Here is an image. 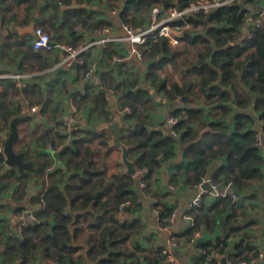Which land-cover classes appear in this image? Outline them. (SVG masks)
<instances>
[{"label": "trees", "instance_id": "1", "mask_svg": "<svg viewBox=\"0 0 264 264\" xmlns=\"http://www.w3.org/2000/svg\"><path fill=\"white\" fill-rule=\"evenodd\" d=\"M70 1L68 0L67 6H71ZM196 1L198 0H124L122 11L111 17L119 24L133 25L141 19V13L149 11L153 5L159 4L166 9H184L189 3ZM79 2L83 3V0ZM246 4H252V0L223 5L206 16H187L191 30L186 31L183 36L193 47L196 59L187 61V71L184 74H190L194 80H198L200 93L205 98L214 95L213 84L216 81H220L224 89H229L240 110L234 116L233 126L227 122L204 120L203 111L185 108L171 114L178 119L177 124L171 127L178 134L177 138L160 131L147 133L144 123L137 126V134L146 139L147 147L134 161V168L136 171L147 170L140 176V182L145 183L142 190L152 199L150 205L159 212V222L162 226H165L166 219L171 216L173 209L151 193L149 187L154 181L156 170L174 161L176 150L182 154L186 163L178 166L170 175L169 183L173 187L183 183L193 188L201 180L210 179L218 188L230 183L235 190L230 195L236 197L237 191L263 180L261 167L264 165V157L262 149L255 144L258 131L249 128L253 120L245 110L252 106L253 111L259 114L260 133L264 132V19L259 26H249V40L243 36L237 41L240 28L246 23ZM67 13H76L75 15L79 16L68 27L71 36L76 40L80 39L74 31L77 24L94 30L110 27L108 21L92 22L90 14L82 8ZM143 21L137 26L142 25ZM198 26L202 28L199 33L195 31ZM140 50L149 61L145 77L147 88L138 89L136 81L130 79L118 83L115 79L116 71L110 65L113 64L110 62L113 53L109 52L107 69L101 73L95 95L91 94L89 85L84 88L83 94H72L76 109L88 111V121L91 118L107 122L112 120V112L107 109L108 96L114 92H118L120 109L128 108L134 112L135 105H143L149 101L150 89L162 91L167 98L173 100L176 97H184L194 86L193 81H187L183 85H169V78L159 75L163 67L174 64L178 54L176 50L169 48L167 39L159 38L151 47L141 46ZM78 58L83 59V63L76 66L82 71L84 78L88 67L83 53ZM234 82L236 87L241 84L244 89L238 93ZM33 87L35 86H24L22 91ZM245 88L249 92H246ZM207 91L210 94H207ZM250 94L255 95L254 99ZM225 100L227 96L223 95L222 101ZM21 106L20 104L18 108L13 109L11 102L6 98L0 100V134L8 135L9 125L17 116L22 117V120H30L21 114ZM44 107H41L42 111ZM220 109L225 111L223 107ZM123 117L129 118L131 115ZM55 138L57 140L45 137L42 148L46 149L47 144L55 150L60 147L56 159L46 151L45 155L36 156L33 160L28 159L25 154V161L39 162L22 174H15L16 182L28 180L30 174L33 178L45 174V178L49 177V180L46 184L42 183L45 193L35 202L37 222L21 229L18 236L8 237L5 242L0 240L1 264H37L38 257L42 258L40 264H120L129 256L124 246L132 233L129 231L131 224L120 223L116 215L119 205L130 202L131 205L127 207L130 210L140 196L131 190L133 178L126 174L113 173L109 181L105 180L106 173L102 166L107 161L101 159V151L104 148L106 151L114 148L103 135L77 127L66 134L56 133ZM4 142L0 139V147L3 148ZM218 160H223L224 165L209 173L210 164ZM112 162L113 167L120 166L116 161ZM55 163L58 167L56 172L51 169ZM3 166L4 155L0 152V173ZM48 170H51V173L47 172ZM6 187L7 184L4 185V188ZM20 193L24 195L23 187ZM230 195L218 198L208 206L206 212H202L200 204L199 207L189 209L187 213L193 221L185 236L191 240L200 228L211 231L212 225L216 226L215 218L219 214L224 211L232 212L224 222L218 238L198 244L203 255L196 264H217L218 260H208L213 253L219 256L227 253L230 264L250 262L256 257L254 254L251 257L243 255L252 250L248 243L243 245L241 242L236 245L232 254L227 252L229 237L240 229L231 221L234 203H231ZM134 206L139 207L137 204ZM85 224L89 231L81 240Z\"/></svg>", "mask_w": 264, "mask_h": 264}, {"label": "crops", "instance_id": "2", "mask_svg": "<svg viewBox=\"0 0 264 264\" xmlns=\"http://www.w3.org/2000/svg\"><path fill=\"white\" fill-rule=\"evenodd\" d=\"M70 2L71 6H67L68 0H0V100L6 98L7 101L11 102L13 109L18 108L21 104V114L30 118L26 121L25 119L22 120L20 116L15 117L18 119L19 139L13 146L16 153H23L24 157L26 154V157L30 160H33L36 156L46 154L47 148L44 150L42 148L45 137L57 140L55 138L56 133L66 134L77 127L83 129L81 126H64L61 121L68 117L70 108L75 107L71 97L73 93L83 94L84 88L89 85L91 94L95 95L101 73L107 69L106 64L109 62L107 53L112 52V56H117L123 60L117 66L114 63L110 64L111 68L116 71L115 79L118 83L124 79H130L136 81L138 89L148 87L145 77L149 61L146 60L143 54L141 59L131 54V45L125 40V34L119 22L111 17V10L115 7L117 1L114 3L112 0H83V3H80L79 0H71ZM250 5L246 21L249 11L257 13L264 8V0H252ZM81 8L90 14L92 22L108 21L110 23L109 33L107 35H97L94 29L77 24L76 27L79 30L76 31L74 27V31L80 39H74L68 27L79 16L75 15L76 13L70 14L67 12ZM146 19L147 15L139 28L146 25ZM12 24L19 29H26L31 25L34 29L41 28L49 35L55 48L51 51L33 50L31 40L34 36H21L13 33L10 30ZM198 29L201 30V26H198ZM103 36L104 38H100ZM242 38L243 33L240 30L237 41ZM168 46L170 49L176 50L178 54H176L174 64L171 63L163 67L159 75L169 78V85L173 83L183 85L187 81H193L194 86L184 97H176L172 100L167 98L162 91L150 89L149 101L143 105H135L134 112L129 109V112L124 115L122 114L123 109L121 110L119 107L118 92L108 96L109 105L107 110L112 112V116L118 115L121 119V140L128 146V159L132 161H135L147 147L146 139L137 134V126L140 123H144V130L147 133L154 130L168 134L170 126L166 125L167 118L180 108L201 110L203 111L204 120L227 122L231 125L235 114L240 111L237 108L234 95L228 88L224 89L220 81L213 84L214 95L211 98H205L200 93L198 80H194L190 74H184L187 71V66H185L187 61L196 60L193 47L189 43L183 39L178 47H172L169 43ZM70 50H79L78 56L83 53L88 67L87 73L89 76L87 79H90V82L85 86L84 83L87 80L85 74L87 73L84 74L83 78L82 71L77 69L76 66L82 64L83 59L77 56V61L73 62L74 66L73 63L67 66L63 62ZM27 85H34L36 88L22 91L23 87ZM234 86L238 93L241 89H244L241 84L236 87L235 82ZM245 90L249 92L248 89L245 88ZM207 94H210L209 91H207ZM223 95L227 96V100L222 101ZM250 97L254 99L255 95L250 94ZM42 106H45L43 111L41 110ZM221 107L225 108V111L220 109ZM31 108H36L37 111L34 113L27 111ZM29 113L30 115H28ZM245 113L250 115L253 120L249 128L260 131L259 114L253 111L252 106L245 110ZM87 114V110H78L79 122L86 120L88 127L97 128V133L103 135L104 139L109 140L111 144L112 136L100 130L102 121L96 118H91L88 121ZM129 115H131L129 118L123 117ZM8 130L9 135L10 125ZM8 135L2 133L0 139L5 141ZM261 140L260 148L264 157V132H261ZM0 152H2V147H0ZM105 153L107 156H104ZM101 159L107 161L102 166L106 173L105 180L109 181L113 173L125 174L122 165L119 164L118 168L112 165V161L119 163L120 151L117 149L106 151V148H104L101 151ZM38 162V160L35 162V166ZM185 163L182 154L176 150L174 161L156 170L154 181L149 187L151 193H154L163 203L173 209L174 219L168 225L167 231L162 230L163 226L154 215L155 209H152L150 205L152 199L139 186L140 175L135 174L132 177L134 182L131 190L139 193L138 199H140V202L134 204L139 205V207L135 208L133 205L130 210L126 208L116 215L119 222L131 224L129 231L132 233L129 241L124 246L129 256L125 257L120 264H165L161 255L163 250L174 256L178 264H196V261L203 255L198 244L204 241H214L221 235L222 226L232 213L231 211H224L219 214L215 218L216 226L212 225L211 231L202 228L203 231L198 241L192 242V239L189 240L185 236L193 221V218L187 214L189 206L193 198L199 193V189L190 188L183 183L173 187L169 183L170 175L174 173L178 166ZM222 165H224L223 160L212 162L209 173L215 172ZM51 169L54 172L58 171L57 163L53 164ZM261 172L263 175L261 182L242 191H237L236 197L231 198V203H234L231 221L237 224L240 229L236 234L229 237L227 252L232 254L236 245L241 242L243 245L248 243L252 250L243 255L251 257L254 254L256 256L250 261L251 264H264V165L261 167ZM15 174L20 175L16 168H6L5 165L0 173V240L3 239L4 242L8 240V237L18 236L20 230L17 219L23 210L27 209L35 213V207L37 209L35 202L38 197L42 198L45 193L42 183H47L45 174L37 178H33L30 174L28 180L20 182L15 181ZM5 184H7L6 188H4ZM164 184L168 185L169 190L163 188ZM21 187L24 188V195L20 193ZM202 190H204V194L200 204L202 212H206L208 206L216 202L218 198L211 190ZM224 191L229 193L235 190L233 187L225 189L221 185L218 192L223 193ZM108 215L106 216L108 217ZM88 231L89 229L85 224L84 233H81V240L88 235ZM226 255L227 253L224 256L218 255L217 259L212 258V255H210L208 260H218L217 264H221L220 259L225 257L226 264H230ZM259 256H262L261 260L258 258ZM41 262L42 258L39 262L38 257L37 264Z\"/></svg>", "mask_w": 264, "mask_h": 264}, {"label": "built area", "instance_id": "3", "mask_svg": "<svg viewBox=\"0 0 264 264\" xmlns=\"http://www.w3.org/2000/svg\"><path fill=\"white\" fill-rule=\"evenodd\" d=\"M117 3L115 7L111 10V15L116 16L118 15L124 6V0H116ZM247 0H224V1H217V0H198L196 2H191L187 7L184 9H179L177 7H170V8H164L162 5L156 4L153 5L147 14L146 19V25L143 28H137L136 30L131 27V25L128 24H120L121 29L123 30L125 34V40L131 45V54L135 56L138 59H141L142 54L140 47L146 46L147 48L151 47V45L159 38H165L167 39L169 45L172 47H178L180 42L183 40L184 33L186 31L191 30V25L187 22V16L191 15H202L206 16L214 9L221 7L223 5L232 4L234 2H245ZM246 7L249 8L251 5L246 4ZM264 19V8L257 13H253L249 11L247 21L244 25L241 26L240 30L243 33V36L246 40L250 39V33L249 29L246 26H250L254 24L255 26H259L261 21ZM75 30L78 31L79 28L75 27ZM109 33V28H102V29H96L95 34L97 35H107ZM110 41V40H109ZM31 47L35 51H51L53 48H55L50 40V37L47 33H45L41 28H35L34 31V37L31 40ZM79 50H70L68 53V56L63 59V62L70 66L73 62L77 61V56L79 54ZM122 59H120L117 56L111 57V62L120 65L122 63ZM17 76V75H16ZM89 74H85V79ZM30 113L36 112V108H31L30 110H27ZM129 112L128 108L123 109L124 115ZM80 118L78 115V110L75 107L70 108V114L66 119H63L61 121V124L64 126H71L74 123H79ZM178 122V119L172 115H169L166 121V125L170 126V135L174 138L178 137V134L171 129L174 125H176ZM255 144L257 147L260 148L262 144L261 140V133L260 131L256 132L255 135ZM47 150L52 151V153H55L57 150L60 149L58 147L57 150L53 149L50 144L46 145ZM147 172L146 169L138 170L135 174L142 175ZM208 183L210 185V188L212 192L214 193L216 198L224 197L227 195H230L232 192L227 193V191H224L223 193L218 192V186L214 185L210 179H203L201 180L196 186V189H199V193L196 195L195 198L190 203L189 209L196 208L200 206L201 198L204 194L203 185L205 183ZM140 188L145 187L144 182H140ZM225 189H230L232 185L229 183L226 186H224ZM169 189V187H168ZM171 189V188H170ZM232 199V195H230ZM136 202H140V199H137ZM130 202L123 203L119 205L118 207V213H121L124 209H126L128 206H130ZM42 207V206H40ZM154 215L156 219L159 220L160 214L157 210H155ZM174 214L172 213L170 217L166 219V224L163 226L162 230L167 231L168 225H170L173 222ZM37 219L35 216V213L31 210H23L18 219H17V225L19 230L27 227L29 224L36 223ZM121 223V222H120ZM203 229L200 228L195 234L192 239V242H196L200 239V235L202 233ZM161 255L164 258V262L166 264H178L177 259L172 256L170 253H168L166 250H163L161 252ZM212 258H218V254L213 253ZM260 260L262 259V256L258 257ZM246 262H239L238 264H251Z\"/></svg>", "mask_w": 264, "mask_h": 264}, {"label": "water", "instance_id": "4", "mask_svg": "<svg viewBox=\"0 0 264 264\" xmlns=\"http://www.w3.org/2000/svg\"><path fill=\"white\" fill-rule=\"evenodd\" d=\"M217 1H220V0H217ZM248 29H250V27H248ZM10 30L13 33L19 34L21 36L22 35L34 36V31H35L32 25L26 29H19L14 24L10 26ZM100 38H104V36ZM72 65L74 66V63ZM89 82H90V79L88 78L85 81L84 86L87 85ZM28 115H30V113ZM101 121L102 123L100 125V130H103L112 136L111 146L114 149H117L118 151H120L119 164L124 167V173L128 176L133 177L136 173V170L134 168V161L128 159V146L121 140L122 122H121L120 117L118 115H114L112 117V120L108 123L104 122L103 119ZM17 122H18L17 118L11 121L10 133L3 144L2 152L4 155L5 167L6 168H16L17 172L21 174L26 169L34 167L35 162L25 161L24 154L16 153L13 149L14 143L19 139L18 130H17ZM72 125L81 126L84 130H87V131L97 132L98 130L97 128L88 127V123L86 122V120H83L79 123H74ZM46 153L51 155L53 158H57L58 156L57 153H52V151L50 150H47ZM163 188L166 190H169L167 184H164ZM203 189L211 190L210 185L207 182L203 185ZM40 261H41V258L39 257V262ZM220 263L226 264V258L225 257L221 258Z\"/></svg>", "mask_w": 264, "mask_h": 264}, {"label": "rangeland", "instance_id": "5", "mask_svg": "<svg viewBox=\"0 0 264 264\" xmlns=\"http://www.w3.org/2000/svg\"><path fill=\"white\" fill-rule=\"evenodd\" d=\"M147 13H148V11L147 12H142L141 13V19L139 20V17L137 16V21H138V23H136V24H133V25H131V27H133L135 30L137 29V28H139V26H137L140 22H141V20H144L145 21V18H146V15H147ZM143 21V22H144ZM141 26V25H140ZM195 31H197L198 33L199 32H201L202 31V29L200 30V29H198V28H196V30ZM30 158H33V157H30ZM50 173H51V171H50ZM47 179V181L49 180V177H47L46 178ZM27 188H26V186H25V190H26ZM166 264V263H165Z\"/></svg>", "mask_w": 264, "mask_h": 264}]
</instances>
